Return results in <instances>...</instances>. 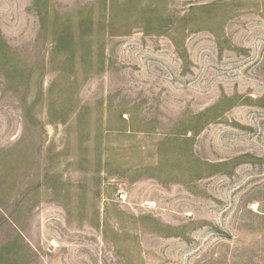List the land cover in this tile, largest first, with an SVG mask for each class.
Segmentation results:
<instances>
[{
	"label": "rangeland",
	"instance_id": "374dc122",
	"mask_svg": "<svg viewBox=\"0 0 264 264\" xmlns=\"http://www.w3.org/2000/svg\"><path fill=\"white\" fill-rule=\"evenodd\" d=\"M0 264H264V0H0Z\"/></svg>",
	"mask_w": 264,
	"mask_h": 264
}]
</instances>
